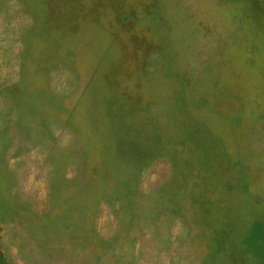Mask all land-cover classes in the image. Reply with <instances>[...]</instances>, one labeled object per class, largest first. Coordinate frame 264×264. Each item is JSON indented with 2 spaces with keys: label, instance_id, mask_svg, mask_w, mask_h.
<instances>
[{
  "label": "rangeland",
  "instance_id": "1",
  "mask_svg": "<svg viewBox=\"0 0 264 264\" xmlns=\"http://www.w3.org/2000/svg\"><path fill=\"white\" fill-rule=\"evenodd\" d=\"M0 264H264V0H0Z\"/></svg>",
  "mask_w": 264,
  "mask_h": 264
}]
</instances>
